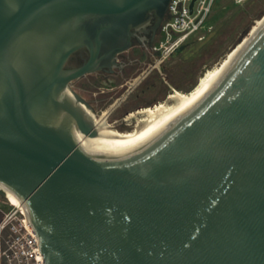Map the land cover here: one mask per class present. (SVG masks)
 Masks as SVG:
<instances>
[{
  "label": "water",
  "instance_id": "obj_1",
  "mask_svg": "<svg viewBox=\"0 0 264 264\" xmlns=\"http://www.w3.org/2000/svg\"><path fill=\"white\" fill-rule=\"evenodd\" d=\"M170 2L0 0V197L28 210L47 264H264V28L139 152L99 139L71 88Z\"/></svg>",
  "mask_w": 264,
  "mask_h": 264
},
{
  "label": "rangeland",
  "instance_id": "obj_2",
  "mask_svg": "<svg viewBox=\"0 0 264 264\" xmlns=\"http://www.w3.org/2000/svg\"><path fill=\"white\" fill-rule=\"evenodd\" d=\"M263 15L264 0H245L241 3L234 0H217L204 27L185 44L167 55L162 65L163 75L158 70L154 71L128 96L122 106L111 114L108 122L116 121L115 125H119V128L127 127V124L120 120L124 111L139 105L154 106L166 100L175 90H192L199 78L225 58ZM118 79L110 76L106 81L103 76L91 73L74 80L72 85L76 91L97 104L101 103L102 96L106 95L100 93L101 90L108 92L120 80ZM101 85L102 88H99Z\"/></svg>",
  "mask_w": 264,
  "mask_h": 264
},
{
  "label": "bare ground",
  "instance_id": "obj_3",
  "mask_svg": "<svg viewBox=\"0 0 264 264\" xmlns=\"http://www.w3.org/2000/svg\"><path fill=\"white\" fill-rule=\"evenodd\" d=\"M263 28L264 15L225 58L214 67L208 69L199 78L196 86L189 92L175 90L168 95L166 100L154 106L136 109L127 114L123 121L130 126V129L119 130L115 125L108 122V117L114 108V104L104 113L102 112L103 115L100 118L88 110L99 132L97 137L106 144L128 153L139 152L152 146L173 130L228 76L242 53ZM142 78L143 76L139 77L133 86L137 85ZM66 91L69 96H73L69 88L68 90L66 88Z\"/></svg>",
  "mask_w": 264,
  "mask_h": 264
},
{
  "label": "built area",
  "instance_id": "obj_4",
  "mask_svg": "<svg viewBox=\"0 0 264 264\" xmlns=\"http://www.w3.org/2000/svg\"><path fill=\"white\" fill-rule=\"evenodd\" d=\"M241 3L245 0H234ZM171 0L162 21L159 48L171 54L198 33L217 0ZM0 264H47L40 236L28 210L0 197Z\"/></svg>",
  "mask_w": 264,
  "mask_h": 264
},
{
  "label": "flooded vegetation",
  "instance_id": "obj_5",
  "mask_svg": "<svg viewBox=\"0 0 264 264\" xmlns=\"http://www.w3.org/2000/svg\"><path fill=\"white\" fill-rule=\"evenodd\" d=\"M161 24H159L156 13H153L151 18L144 25L134 29L135 34L132 38V45L129 49L117 55L116 65H114L112 69H103L95 72L103 76V80L108 79L110 76L120 79H118L119 81L114 84L108 92L106 90H101L102 92L100 93L106 94L102 96L103 99H101V103L94 104L93 101L76 91L72 85L73 81L71 82V88L89 105V110L96 116L100 118L104 110L106 111L114 104V108L109 114L110 117L116 109L122 106V103L126 101L128 96L144 83L154 71L158 70V72L163 75L162 65L166 57L159 48L161 41ZM89 56L90 54L87 49L78 50L70 57L66 64V68L73 69L83 65L88 61ZM141 76H143L142 80H140L137 85L133 86L134 82ZM99 88H102V85ZM139 108H143V105L135 106L131 110L124 111L120 115L121 122L124 123L123 120L125 116ZM114 122L116 123V121ZM115 123L110 124L115 125ZM116 128L119 130H127L130 129V126L127 125V127L122 126L120 128L116 126Z\"/></svg>",
  "mask_w": 264,
  "mask_h": 264
}]
</instances>
